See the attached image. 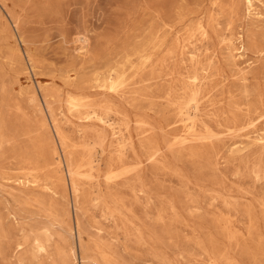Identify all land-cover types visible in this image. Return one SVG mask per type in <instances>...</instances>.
<instances>
[{
	"label": "rangeland",
	"instance_id": "obj_1",
	"mask_svg": "<svg viewBox=\"0 0 264 264\" xmlns=\"http://www.w3.org/2000/svg\"><path fill=\"white\" fill-rule=\"evenodd\" d=\"M0 167V264H264V0H0Z\"/></svg>",
	"mask_w": 264,
	"mask_h": 264
},
{
	"label": "bare ground",
	"instance_id": "obj_2",
	"mask_svg": "<svg viewBox=\"0 0 264 264\" xmlns=\"http://www.w3.org/2000/svg\"><path fill=\"white\" fill-rule=\"evenodd\" d=\"M84 46V45H83ZM143 59V58H142ZM146 60V59H145ZM149 60V59H148ZM146 62V61H145ZM111 80V79H110ZM117 82V81H116ZM123 83V82H121ZM116 84V83H115ZM122 85V84H120ZM73 102V100H72ZM48 104V103H47ZM50 106V105H49ZM89 108V107H88ZM195 133V132H194ZM200 133V132H199ZM201 134V133H200ZM198 136H200L198 134ZM57 138V137H56ZM185 142V140H184ZM2 146V144H1ZM159 149L154 150L150 157L154 158L158 154ZM65 164V163H64ZM1 168V167H0ZM49 168V167H48ZM44 170V169H43ZM78 188V187H77ZM104 198V197H103ZM225 205V204H224ZM43 211V210H42ZM45 213V212H44ZM159 213V212H158ZM156 218V217H155ZM250 235V234H249ZM24 238V237H23ZM86 238V237H85ZM77 239V238H76ZM144 239V238H143ZM141 241V240H140ZM261 241V240H260ZM217 249L215 255L218 258L228 257L226 264H242V255L245 256L248 253L247 241L245 239L237 238L230 232H222L218 238H216ZM262 242V241H261ZM197 243V242H196ZM198 244V243H197ZM262 246V245H261ZM257 247V246H256ZM39 250V248H38ZM75 252V251H74ZM254 252V251H253ZM27 254V253H26ZM255 255V254H254ZM214 258V257H213ZM254 258V257H253ZM22 259V258H21ZM63 264H69V256L66 254L62 255ZM23 261V260H22ZM94 263V262H93ZM102 264H116L114 259L107 254ZM98 263V264H101ZM211 263V262H210ZM260 263V262H259ZM118 264V263H117Z\"/></svg>",
	"mask_w": 264,
	"mask_h": 264
}]
</instances>
